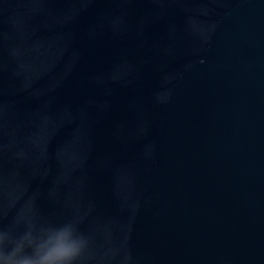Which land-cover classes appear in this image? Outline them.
I'll list each match as a JSON object with an SVG mask.
<instances>
[{
  "label": "water",
  "instance_id": "95a60500",
  "mask_svg": "<svg viewBox=\"0 0 264 264\" xmlns=\"http://www.w3.org/2000/svg\"><path fill=\"white\" fill-rule=\"evenodd\" d=\"M29 222L79 264H264V0H0V230Z\"/></svg>",
  "mask_w": 264,
  "mask_h": 264
},
{
  "label": "clouds",
  "instance_id": "9594fccd",
  "mask_svg": "<svg viewBox=\"0 0 264 264\" xmlns=\"http://www.w3.org/2000/svg\"><path fill=\"white\" fill-rule=\"evenodd\" d=\"M88 244L73 222L38 229L29 222L17 238L0 230V264H79Z\"/></svg>",
  "mask_w": 264,
  "mask_h": 264
}]
</instances>
